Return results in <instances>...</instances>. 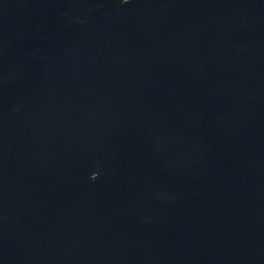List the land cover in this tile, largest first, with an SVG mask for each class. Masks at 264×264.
<instances>
[{"label":"water","instance_id":"1","mask_svg":"<svg viewBox=\"0 0 264 264\" xmlns=\"http://www.w3.org/2000/svg\"><path fill=\"white\" fill-rule=\"evenodd\" d=\"M0 264H264V0H0Z\"/></svg>","mask_w":264,"mask_h":264}]
</instances>
